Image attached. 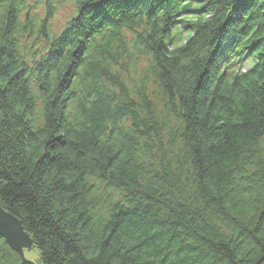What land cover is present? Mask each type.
I'll return each instance as SVG.
<instances>
[{
	"label": "trees",
	"instance_id": "trees-1",
	"mask_svg": "<svg viewBox=\"0 0 264 264\" xmlns=\"http://www.w3.org/2000/svg\"><path fill=\"white\" fill-rule=\"evenodd\" d=\"M63 1V0H62ZM0 0V264H264V0Z\"/></svg>",
	"mask_w": 264,
	"mask_h": 264
},
{
	"label": "water",
	"instance_id": "water-1",
	"mask_svg": "<svg viewBox=\"0 0 264 264\" xmlns=\"http://www.w3.org/2000/svg\"><path fill=\"white\" fill-rule=\"evenodd\" d=\"M0 235L20 254H22V246H26L27 250L30 248L29 244L32 243L29 236L23 231L20 222L5 212L0 207ZM25 260V259H24Z\"/></svg>",
	"mask_w": 264,
	"mask_h": 264
},
{
	"label": "rangeland",
	"instance_id": "rangeland-1",
	"mask_svg": "<svg viewBox=\"0 0 264 264\" xmlns=\"http://www.w3.org/2000/svg\"><path fill=\"white\" fill-rule=\"evenodd\" d=\"M75 7L73 0H59L57 3V9L53 20L50 21V28L53 33H58L62 30L66 21L74 13ZM29 249L26 246H22L23 258L30 262H38L39 252L33 247V244H29Z\"/></svg>",
	"mask_w": 264,
	"mask_h": 264
}]
</instances>
